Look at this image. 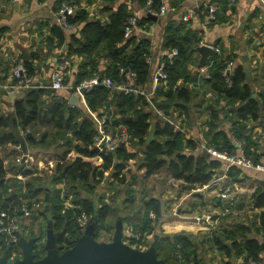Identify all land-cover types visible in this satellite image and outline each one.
Returning a JSON list of instances; mask_svg holds the SVG:
<instances>
[{
	"label": "trees",
	"instance_id": "16d2710c",
	"mask_svg": "<svg viewBox=\"0 0 264 264\" xmlns=\"http://www.w3.org/2000/svg\"><path fill=\"white\" fill-rule=\"evenodd\" d=\"M76 1L79 3V0ZM138 1L144 8L147 7L148 0ZM176 1L172 0L170 4L178 7ZM163 3V0H152L151 2L153 7H159ZM132 14L134 12L129 9L128 4L123 2L112 13L110 21L106 23L96 19L87 21L81 28V34L74 33L70 41L67 42V47H62L65 53L58 54V62L68 63L64 82L73 80L70 89L72 92L78 91L77 85L83 79L95 75L109 76L115 81H122L128 79L129 71L135 70L138 74L137 85L145 86L150 80L152 77L151 64L146 61V57L150 53V40L140 37L135 32L129 37L124 36L128 17ZM68 20L71 24L80 27V24L87 20V13L79 7L74 14L68 16ZM144 20L150 21L151 19L146 16L142 18V21ZM216 20H211V22ZM182 21L184 23L168 25L165 43L166 46L177 47L178 54L162 56L166 61L168 72L165 85L169 86L168 99L170 101L159 100L155 95L152 97L155 104L166 109L168 113L171 102L175 104V107L189 110L187 102L193 95V90L189 88L187 79L180 84L177 83V80L183 72L188 70L186 55L198 46L201 35L198 34V31H194L195 38L192 39L188 35L186 37L180 35L177 30L184 27L186 20L182 19ZM52 30L59 37L63 46L66 37L65 29L62 25L57 24L53 25ZM71 54L82 57L77 63L75 71H72L74 64L69 62ZM46 56L47 53H44L40 57L36 51L24 52L20 55L30 73L38 70V63L35 59ZM215 58L216 61L212 64L210 76L206 80L210 87L216 91L218 97H223L226 100L230 107L232 125L229 134L221 128L222 108L214 107L208 121L207 137L209 139L207 140L219 148H228L235 152L238 150L235 139H244L247 152L254 153L258 159L260 153L256 152V149L253 151L250 149L251 140L248 134L251 129L245 125L244 121L260 120L264 126V93L261 91L258 96L253 95L255 84L253 80L247 78L243 64L236 65L231 82L226 81L223 68L227 60L234 58V55L224 53L219 55L218 53ZM102 61H105L104 65H101ZM200 66L204 65L200 64ZM72 72L74 74L70 78L69 74ZM23 92L21 96L14 98L12 113H6L0 103V146L6 147L9 141L22 142V150L26 152L30 148L29 144H37L47 137L48 132H52L56 137L52 142L55 141L62 145L63 150L58 152L54 171L48 175L45 181L42 180V176L36 175L34 166H28L25 162L13 163L6 167V156L0 152V206L9 209L16 203H21L22 199L38 197L42 193L45 199L46 193L49 192L50 208L47 211L44 205L36 218L45 215L53 220V229L59 232L57 242L60 250L72 246L84 233L78 222V217L82 212L89 215V223L95 224V237L98 239L99 234L108 225V213L112 209L107 202H104V195H101L97 201L91 200L88 194L84 195L80 187H85L87 191L93 193L108 175L124 181L126 178L124 169L131 158L141 154L140 166L145 168L146 176L154 174L166 166L171 176L184 179L187 182V184L183 183L184 187L190 189L209 182L215 169L222 163L221 159L207 156L200 149L202 139L194 135L187 136L186 129H179L170 121L165 120L156 112L149 99L141 93L125 92L103 84H95L91 89H85L84 94L90 107L93 109L102 108L101 113L113 114L115 123H123L128 127L133 143L138 147L135 151H130L126 145H122L114 152L105 153L96 148L94 136L97 133V127L94 119L81 106L70 104L64 94L51 87L33 86L24 89ZM46 96L52 97L48 104L45 102ZM38 124L49 125L52 130L46 129L42 137L39 138L35 133L38 130V128L35 129ZM29 125H32L30 127L31 134L29 131L25 132ZM54 129L57 131L55 132ZM150 130H152V137L148 139L147 135ZM72 150H75L77 155L71 158L68 155ZM12 151H18V149L12 148L10 152ZM19 151L21 152V150ZM99 154L103 157L101 163H94L87 159ZM8 168L14 172L15 177L9 178ZM19 172L28 175V177L26 179L17 177L16 174ZM240 172L241 169L234 166L229 170L230 175ZM59 183L64 184V189L57 187ZM53 184H56V187ZM196 194L201 195V192H196ZM131 196L134 198L135 194L131 193ZM144 201L142 206L144 216L132 226L134 233H138L139 236L134 234L126 236L131 245L142 242L148 245L151 242L149 235L155 234L158 219L163 213V204L160 198L150 196ZM253 204L264 207V188L254 192ZM152 210L155 212V218L150 216ZM256 218L250 225L244 222H238L232 226L221 225L219 229L216 228L210 232V237H206L212 246L217 247L226 255L224 264H244L250 257L261 259L264 241V211ZM154 220L155 222H153ZM42 224L45 225L47 231V224L44 222ZM115 225L116 223L112 224V230ZM254 226L258 232L263 230V241L250 234ZM26 228H29V225ZM28 230V233L25 234L18 231L15 237L0 233V252L8 253L12 258L21 255V237L24 235V237L33 236L35 238L34 252L37 257L43 256L46 252L44 245L47 234L44 232L36 236L31 228ZM43 231L45 230L41 232ZM159 233L160 237L155 241L157 255L167 264H202L203 257L200 255L198 243L191 232L181 230L166 233L160 229ZM200 242L205 241L201 239ZM241 256L243 260L237 262Z\"/></svg>",
	"mask_w": 264,
	"mask_h": 264
},
{
	"label": "crops",
	"instance_id": "0c3cea01",
	"mask_svg": "<svg viewBox=\"0 0 264 264\" xmlns=\"http://www.w3.org/2000/svg\"><path fill=\"white\" fill-rule=\"evenodd\" d=\"M66 1L67 0H0V69L4 71V73L10 71L19 62H22L26 66L24 60L20 57V55L24 52L36 51V53H38L40 57L44 55V53H47L46 57L35 59V61L38 63V70L36 72L29 73L40 84H44V87H49L47 85H49L50 83L51 72L55 65V62H58V54L63 55V53H65V51H63V48L67 47V42L70 41L71 36L74 33L80 35L81 28L86 24L87 21H91L94 19L102 23L110 21L112 13L115 12L118 6L124 2L128 4L130 10H132L135 14L139 16L140 24H138L135 33L140 35V37L148 38L150 40L149 54L152 56V73L160 58L163 55L168 54L171 49L174 48L166 46L165 44L167 40L168 25L171 23H182V15L185 12L193 11V17L186 21L184 27L179 28L177 32L184 37L188 35L189 38L192 39L195 38L194 31H198V34L201 35V40L199 44L207 43L210 45L220 46L222 52L219 53V55H221L222 53L226 55H234L236 65H244V59H246L245 55L247 54L252 69V80L255 84V93H257V96L261 91L264 93V0H177L176 3L178 4V9L176 11L169 12L163 15L162 17L158 16L157 20L150 18V21H142V18L149 16L147 15L145 8L140 4L138 0H79L80 8L84 9L87 13V20L83 21L80 24V27L75 26L73 24H71V26H64L59 23L57 19L58 10L61 7V3ZM163 1L166 4H170L172 0ZM212 3H217L219 5V18L213 22H211L208 17V7ZM57 24L62 25V27L66 31V37L64 38L65 42L63 46L61 44L62 42H60L59 37L54 34V31L52 30L53 25ZM186 56V65L188 70L182 73L180 78L177 80V83L180 84L185 79H187V84L189 85V88L193 90L192 98L190 101L187 102L190 109L182 110L181 107H175V104L171 102V105H169L168 110L171 111L172 115H176L174 117L184 125L188 133L198 137L199 139H209V137H207V132L209 130L208 121L211 118L213 108H222L221 128H223L229 134L232 125V120L230 118V107L225 104L226 100L218 96L207 97L205 95L204 90L201 91V89L196 88L195 86L199 81L203 89H208L210 87L207 80L202 78L201 73H206L207 75H210L211 70L205 65L211 64V62H213L214 64V62L216 61L215 56H210L207 61V64H205L204 66H200V53L197 51L196 48L194 50H190ZM69 58V62L74 64L72 71H75L74 69L77 67V63L81 60L82 57L76 54H71ZM104 64L105 61H102L101 65ZM26 68L28 69L27 66ZM73 74V72L69 74L71 75L70 78L73 77ZM72 81L73 80L65 82L69 86L58 89V91L64 94V96L67 97L68 100L73 94L76 93L79 96L80 101L78 105L81 106L83 110H85V112L94 119L95 126L97 127V116L101 113L103 109H93L92 107H90V105L87 103L85 94L82 93L80 90H78L77 92H72L70 90L72 87ZM152 85V77H150V80L145 84L144 87L146 89H150L152 88ZM168 91L169 86L165 85V83H162L160 84L159 88H157L155 96L159 100L167 99L169 102L170 100L168 99ZM5 99L14 100L12 96H9L6 92H4V100ZM244 123L249 129H251L250 133L248 134L251 140L250 149L252 151L256 149V152H258L261 146V141L263 140L262 134L264 133V126L262 124V121L260 122V120H245ZM126 147L130 151H135L138 148L137 147L135 149V144L133 143V140H131V142L126 145ZM4 148L5 150H8L7 154L4 155L6 156V167H9L13 163H16L14 157L18 153H20V151L18 150L15 152H10L9 149H11V147L7 145ZM32 151L33 147L31 148L30 146L29 152L33 155ZM72 151L69 153L68 156L71 155ZM203 152H205V150ZM56 153L58 154V150ZM75 155H77V153ZM252 155L255 157L254 153H252ZM209 156L212 158H217L212 155ZM53 157L49 158L48 160L55 159L56 157H58V155ZM92 157H96L99 159V155ZM92 157L87 159L92 160ZM135 158L136 157L131 159ZM98 159L96 163H101L103 161L99 159V162ZM130 160L128 161V164L129 162H131ZM41 161H43V159L39 160V162ZM221 161L222 163L221 165H219L218 168L215 169V173L212 179L214 177H217V175L223 173L224 162L222 159ZM28 163L35 164L36 161L30 160V162ZM234 167L241 169V172L230 175L228 171L227 176L225 178H222L219 183L225 187L230 185L233 189L239 187L240 185L243 187V190H245L246 187L253 188L252 194L248 199H246L243 194L239 199L236 195V201L233 206V208H238L241 211H243V209H248V211H251L250 215L252 216V220H250L249 217L246 216V221H238V219H236L237 221L231 222L228 225L232 226L233 224L238 222H244L250 225L253 220H255V218L259 216L262 211H264V207L254 206L253 204L254 192L257 189L264 188V171L245 166L234 165ZM141 170L145 172V168L141 167ZM8 175L9 178L15 177L14 172L10 168H8ZM201 186L203 185L197 186V188H199L200 190L193 188V190H195L194 194L201 198V204H208V208L200 211L197 214H202L210 210L219 211L222 205L226 202L218 194L219 187H216L215 185H210L208 187L202 188ZM207 189L210 190V192ZM196 192H201V195L196 194ZM209 193L211 197L209 196L208 198H206ZM155 197L161 199V197L159 196ZM164 200L167 201V199ZM161 202L164 205L162 199ZM178 210L180 212V209ZM36 215L37 214L30 218L28 217V222L31 223L35 221V219H37ZM195 215L196 214L189 217V220L182 219L179 222L171 220L159 223L161 219L160 218L158 224L160 229H163V231L166 233H171V231H168V228L165 229V227L168 226H180L179 228H189L193 229L194 231L195 229L198 231L201 230V228H205V222H199L195 220ZM34 217L35 219H33ZM226 218L227 217L225 216L224 219ZM221 224H218V229L220 228ZM26 226H28V223H26L24 219V228L22 227L21 230L22 232H24V234L26 232L28 233L29 231V228H26ZM181 230L186 229H180L174 232H178ZM213 230L214 229H207V231H209V234H205L201 238L203 239V241H205L202 244L211 243L210 241L206 240V237H210V232ZM262 233L263 230H259L258 232L255 226L250 232L252 236L258 237L260 241H263ZM125 234L126 233L124 231V235ZM25 237L28 238L29 236ZM31 237L33 236H30V238ZM194 239L198 243L197 238L194 237ZM263 244V251L261 252L262 262H264ZM198 250L200 252L199 244ZM216 255L217 257H214L216 258L215 263L219 262V260L221 259V264H223L224 259L227 258L226 255L221 251L216 253ZM242 260L243 258L241 256L237 259V262H241ZM202 264H206L203 259Z\"/></svg>",
	"mask_w": 264,
	"mask_h": 264
},
{
	"label": "built area",
	"instance_id": "2783aa9c",
	"mask_svg": "<svg viewBox=\"0 0 264 264\" xmlns=\"http://www.w3.org/2000/svg\"><path fill=\"white\" fill-rule=\"evenodd\" d=\"M234 1V0H230ZM152 0H148V5L145 8L147 13L156 14L157 16H163L169 12H174L178 9L175 5L163 3L159 7H153L151 4ZM80 7V4L76 0H71L70 2H63L60 9L58 10V21L60 24L64 26H71V23L68 20V16L74 14L75 11ZM219 11V5L217 3L210 4L209 8V20H216ZM194 15L193 11L185 12L182 16L183 20L188 21ZM139 16L137 14H132L128 17L127 24L124 30V36L129 37L135 32L136 28L138 27ZM216 49L217 53H221L222 49L220 46L213 45ZM179 50L177 47L171 49L168 53L169 56L178 54ZM146 61L151 64L152 56L149 54L146 57ZM235 60L234 58L228 59L226 65L223 68V75L226 78L227 82H231V76L235 71ZM123 69V68H122ZM68 71V63L67 62H57L52 69L49 87L54 89H61L65 88L67 85L64 82L66 73ZM128 79L122 81H115L109 76L100 77L99 75H95L91 78H86L81 81L79 85H77V90L81 88L84 89H91L95 84H103L107 85L108 87H112L118 90H124L125 92H135L141 93L145 95L149 101L152 103L153 107L155 108L156 112L162 116L165 120L170 121L173 123L177 128H181L185 130V127L182 123L176 119L172 115L171 111L169 113L166 109L158 107L155 102L153 101L152 97L155 95L157 88L160 84H164L168 78V72L166 69V61L163 57L160 58L158 61L155 69H153L152 73V88L146 89L144 86L137 85L136 81L138 79V74L135 70L128 72ZM203 79H207L210 75L206 73H201ZM33 86H45L44 84H40L38 81L34 79V77L29 73L26 66L19 62L17 63L10 71L4 73L0 69V89L5 91L9 96L12 93L23 91L24 89L33 87ZM196 88H199L205 91V95L207 97H217L218 94L214 91L211 87L208 89H203L199 83L195 85ZM223 98V97H222ZM227 105V103L225 102ZM263 104V103H262ZM30 131L29 127H26L25 132ZM191 134L187 132V136ZM263 140L261 141V146L258 150L259 158L256 159L252 154L247 152L246 143L244 139H235V142L238 146V150L235 152L230 151L228 148H219L215 144L209 143L207 139L204 138V141H201L200 149L202 151H208L210 155L220 158L224 162V171L217 177H214L209 183L204 184L201 186L202 188L215 185L219 187V196L226 201L219 211L210 210L202 214H196L194 219L199 222H205V228L212 230L214 229L220 221L230 212L233 204L236 201V197L232 195V191L236 188H232L230 185L225 187L219 183L222 178L227 176V172L231 168V166H245L255 168L260 171H264V133L262 134ZM132 140V134L130 133L128 127L123 123H115L114 122V115L109 112H102L97 116V133L94 136V143L98 147L100 151H104L105 153H110L116 151L120 146L127 145ZM104 141V144H101ZM11 148H16L21 150L15 156L16 163H27L28 166L32 165L29 164L30 160H34L33 155L28 151L24 152L22 142H13L9 141L6 144ZM2 147L0 146V149ZM99 159L103 160L102 155L99 154ZM36 171L38 173V168H42L44 163L41 161L35 163ZM50 168L54 166L53 159L49 160ZM17 177L26 179L28 175L19 172L16 174ZM171 180L174 185L179 186L186 181L182 178L171 177ZM199 189V188H198ZM238 189V188H237ZM45 199H41L38 197L26 198L22 199L21 203H16L13 207L9 209L2 208L0 206V233H5L7 235H11L12 237L16 236L18 231L22 230L24 219L27 217H33L35 214H40V211L44 208ZM150 216L155 218V212L152 210L150 211ZM79 225L81 226V230L84 232L89 224V215L85 212H82L78 217ZM155 222V220L153 221ZM129 233L125 234V236H132L138 235V233H134L133 227L128 229ZM127 242V241H126ZM140 247H138V246ZM133 246L138 247L140 249H145L147 246L143 245L142 243H136ZM1 253V252H0ZM4 254V253H1ZM22 255V254H21ZM14 258L10 257L9 259L13 260ZM244 264H264L261 259H257L254 257H250L247 259Z\"/></svg>",
	"mask_w": 264,
	"mask_h": 264
},
{
	"label": "rangeland",
	"instance_id": "374dc122",
	"mask_svg": "<svg viewBox=\"0 0 264 264\" xmlns=\"http://www.w3.org/2000/svg\"><path fill=\"white\" fill-rule=\"evenodd\" d=\"M212 64L213 62L205 66H207L211 70ZM51 99L52 97L46 96V100H45L46 104H48L51 101ZM0 103L2 105L3 110L6 113L13 112L14 110L13 100H9V99L4 100V91L1 89H0ZM31 126L32 125H29L27 127L30 128ZM36 128H38V130L35 133L39 138L42 137L43 132L46 129L49 131L52 130L51 126L49 125L44 126V125L38 124L35 127V129ZM54 131L56 132L57 130L54 129ZM29 132L31 133V131ZM151 137H152V130H150L147 135L148 139H150ZM55 138L56 137L52 134V132L50 133L48 132L47 137H44L42 141L38 142L35 145L29 144L31 148L33 147V151H32L33 158L35 159L36 163L39 164V160L43 159L42 162L44 163V165L42 168L40 169L38 168L39 172L36 174V175L42 176L43 181H45L46 178H48V175L53 173L55 165H56V158H55L53 159L54 166L50 168L48 159L52 158L53 156H57L58 155L56 153L57 150L58 152H61L63 150L62 145L60 144L58 145L55 141L52 142V140ZM201 139L204 141L203 138ZM136 148L137 146L135 145V149ZM9 150L11 151L12 148ZM7 151H5V148L3 147L0 149V152H2V154H7L5 153ZM76 153L77 152L73 150L69 157L71 158L74 157ZM91 159L94 163H96L98 158L92 157ZM141 160H142L141 154L136 156L135 159L130 160L131 162H129L128 166L124 169V172L126 175V178L124 181H120L119 179L110 177L108 175V177L106 176L104 180L97 186L96 191L93 193L90 191H87L85 187H80L84 195L88 194L91 200L93 199L97 201L101 195H104V202H107L109 204L110 209H112L108 213L109 214L107 218L108 225L105 226V229L102 230V232L99 234V237H98L99 240H104V241L112 240L118 226L120 225L118 221L122 224V230L128 234L129 233L128 229L134 226V224L138 222L144 216V208L142 206L145 203L144 201L145 198H148L152 195L161 197V199L164 202L163 213H162V216L160 217L161 219L160 221L158 219L159 223H162L165 221H171V220H175L176 222H179L182 219L189 220L190 219L189 217H191L192 215L197 214L200 211L208 208L207 206L208 204L207 205L201 204V200H200L201 198H199L197 195L194 194L195 190H193V188L190 189L188 187H184L183 184H180L179 186L174 185L166 166L161 168L158 172L152 175L146 176L145 172L141 170V166H140ZM32 166H34L36 169L35 164H32ZM185 184H187V182H185ZM53 186L56 187V184H53ZM57 187H62L64 189V184L59 183L57 184ZM237 188L232 191V195H234L235 197L237 195L238 199L241 198L242 194L246 197V199H248L253 191L252 187L250 188L246 187V189L243 190V187L240 185ZM196 189L200 190L197 187ZM208 191L210 192V190ZM242 191H245V192H242ZM131 193H134L136 198L135 197L133 198L131 196ZM209 196H210V193L207 195L206 198H208ZM39 197L43 199L44 194L42 193ZM164 199H167V201ZM45 205H46V201H45ZM233 206L230 212L226 215L227 218L226 219L223 218L221 222L219 223V225L221 223H222L221 225H228L231 222L237 221L236 219H238V221L239 220L246 221L247 220L246 216H248L249 219L252 220L251 218L252 216L250 215L251 211H248V209H243V211H241L238 208H233ZM178 209H180V212ZM28 220H29L28 217L25 218V222L28 223L29 228H31V230L35 232L36 236H39L43 234L44 232L47 234L48 232L46 231L45 225L44 224L41 225L42 222L48 225V221L51 220L53 223V220L49 217H46L45 215L35 219V221H33L32 223L28 222ZM115 223L116 225L114 229L112 230L111 226L112 224H115ZM219 225H217L216 228H218ZM179 227H175V226L169 227L168 226V227H165V229L168 228V231H171V233H174V231H177L180 229H186V231L191 232L194 235V237H196L198 240L200 253L205 263L206 264H221V259L219 260V262L215 263L216 258L214 257H217L216 253L219 252L217 247L212 246L211 243L202 244L200 242V239L205 234H209V231H207V229L205 230V228H201V230L197 231L194 228L195 229L194 231L193 229L183 228V227L179 228ZM42 230H45V231L41 232ZM53 231L59 236L58 231H55V230ZM159 231H160V227L158 224V227L156 228V234L149 235L151 242L149 244L147 243L148 245H146L143 242L142 244L149 247L153 242L157 240V238L160 237ZM28 238H30V236ZM125 241L129 243L128 238H126Z\"/></svg>",
	"mask_w": 264,
	"mask_h": 264
},
{
	"label": "water",
	"instance_id": "95a60500",
	"mask_svg": "<svg viewBox=\"0 0 264 264\" xmlns=\"http://www.w3.org/2000/svg\"><path fill=\"white\" fill-rule=\"evenodd\" d=\"M210 8V6L208 7ZM147 15L157 20L156 14L147 13ZM140 24V21H138ZM200 53V64L205 65L210 56L217 54L213 45L201 43L196 47ZM244 59V66L247 78L252 80V69L249 63V57L246 54ZM82 93L85 92L81 88ZM24 92H15L11 96L13 98L21 96ZM257 96V93L253 94ZM70 104L78 105L79 96L75 93L69 99ZM262 104V103H260ZM31 134V133H30ZM101 144H104L102 141ZM98 148V147H96ZM209 156V152L205 151ZM50 200L49 192L46 193V210L48 211ZM120 224L112 238V240L104 241L95 237V224L90 222L84 233L78 237L77 241L70 247L60 250L58 248V235L54 233L52 221H48V232L45 243L46 253L37 257L34 252L35 238L21 237L22 255L13 260L9 259L8 253H0V264H167L164 259L157 255L155 242H153L146 249H140L126 242L122 224ZM264 247V244H263Z\"/></svg>",
	"mask_w": 264,
	"mask_h": 264
},
{
	"label": "flooded vegetation",
	"instance_id": "af4514ba",
	"mask_svg": "<svg viewBox=\"0 0 264 264\" xmlns=\"http://www.w3.org/2000/svg\"><path fill=\"white\" fill-rule=\"evenodd\" d=\"M123 239L125 240L126 239V236L124 235ZM64 250V249H63Z\"/></svg>",
	"mask_w": 264,
	"mask_h": 264
}]
</instances>
